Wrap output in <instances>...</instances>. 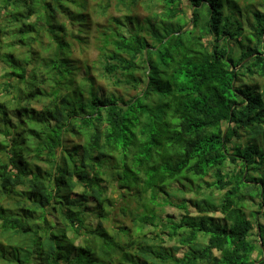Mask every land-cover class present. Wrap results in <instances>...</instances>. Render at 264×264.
I'll return each instance as SVG.
<instances>
[{"label": "clouds", "instance_id": "obj_1", "mask_svg": "<svg viewBox=\"0 0 264 264\" xmlns=\"http://www.w3.org/2000/svg\"><path fill=\"white\" fill-rule=\"evenodd\" d=\"M0 264H264V0H0Z\"/></svg>", "mask_w": 264, "mask_h": 264}, {"label": "trees", "instance_id": "obj_2", "mask_svg": "<svg viewBox=\"0 0 264 264\" xmlns=\"http://www.w3.org/2000/svg\"><path fill=\"white\" fill-rule=\"evenodd\" d=\"M230 239V238H229Z\"/></svg>", "mask_w": 264, "mask_h": 264}]
</instances>
